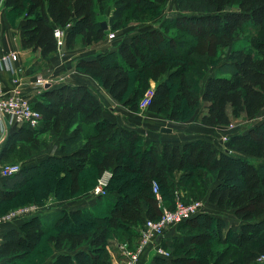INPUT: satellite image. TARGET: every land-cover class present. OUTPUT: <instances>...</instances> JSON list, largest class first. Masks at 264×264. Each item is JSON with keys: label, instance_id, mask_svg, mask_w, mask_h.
Returning <instances> with one entry per match:
<instances>
[{"label": "trees", "instance_id": "1", "mask_svg": "<svg viewBox=\"0 0 264 264\" xmlns=\"http://www.w3.org/2000/svg\"><path fill=\"white\" fill-rule=\"evenodd\" d=\"M106 1L5 0L4 5L17 15L23 14V46L46 57L58 50L55 28L64 31L63 47L66 49L75 48L78 42L89 46L106 39L109 31L126 26L139 16L141 9H155L163 2L114 0L116 8L111 16L102 19L99 17L105 11ZM174 1L177 11L183 14L176 15L175 22H179L177 18L211 19L225 37L246 27L261 31L264 25V0ZM232 5L236 8L227 10ZM186 12L193 14L186 15ZM102 21L106 22V29ZM167 30L165 25L162 31L137 33L130 40H122L114 51L98 53L78 65L114 100L133 112L139 107V84L131 93L132 80L140 83L145 74L159 80L169 72L168 78L156 83L147 111L163 114L176 122L192 110L202 108L199 121L212 127L226 126L239 118L253 122L245 130L228 135L223 142L224 148L218 149L204 139L182 144L165 142L160 148L154 143L143 146L139 134L118 127L103 116L99 100L86 85L56 88L45 101L31 103L41 115L39 126L22 125L7 136L0 160L16 147L18 153L24 154V142L36 145L39 134L49 129L59 134L63 127L74 126L72 138L66 141L67 146L73 145L61 146V151L68 153L66 155H47L34 163L25 162L15 174L1 178L0 203L19 196L29 180L54 175L57 170L53 166L57 164L67 175V199L87 193L97 177L107 170L112 173L111 179L106 193L95 196L91 207L60 209L52 213L45 210L28 216L18 228L7 230L0 241V259L6 258L9 264L22 261L41 264L53 249H64L67 253L58 255L52 264H59L62 259L70 264H96L112 234L116 233L123 237L122 241L134 246L130 238L135 237L137 228L146 219L158 218L161 210L152 189L154 182L160 198L170 201L175 184L172 176L181 173L182 179L193 180L199 170L214 173L218 181L208 190L207 201L220 209H231L242 221L241 227L239 230L230 228L222 240L219 230L222 224L200 212L175 225L202 230L201 226H195V222L202 220L206 227L204 240L194 234L189 241L192 246L186 248L183 256L172 254L170 250L168 257L156 255L155 264H254L256 257L264 254V218L252 222L264 215V164L254 162L255 159L264 160V117L254 122L262 117L264 110V31L260 37L253 38L252 48L234 50L230 62L222 64L199 90L197 83L185 74L192 70L196 75L202 70L191 67L197 63L191 44L185 50L167 45L172 55L159 50L147 60L145 52L148 48H156ZM165 41L171 42L172 38L165 37ZM175 75L178 82L173 88L170 79ZM46 91L43 90L42 95ZM85 177L88 180L82 185ZM186 245L177 243L173 248ZM44 251L48 254H43ZM230 252L233 260H229ZM98 261L107 264L101 258Z\"/></svg>", "mask_w": 264, "mask_h": 264}, {"label": "rangeland", "instance_id": "2", "mask_svg": "<svg viewBox=\"0 0 264 264\" xmlns=\"http://www.w3.org/2000/svg\"><path fill=\"white\" fill-rule=\"evenodd\" d=\"M114 0H107L105 3V11L103 12V15H101L99 18H109L112 14V11L116 8V4L114 3ZM149 3L152 4V0H149ZM236 8V5L228 6L227 10H233ZM13 14V21L18 19V23L20 22L19 20H24L23 19V14L17 15L15 13ZM178 11L175 5L174 0H163L162 3L157 4L155 9H141V12H139V16H136L137 18L131 19L128 24L122 28H119L114 31H109L107 33L106 39L94 43L89 46H84V45H78L77 47L68 50V49H63V51H58L59 55V70L60 73H65L62 72L66 69H68L71 64L72 60L74 58H77L80 55H84L87 53H95L96 51H102L106 49H110L112 47L117 46L122 40H130L134 34L141 33L142 30L147 31L149 28L151 29L152 27L154 29L152 30H163L164 26L166 25L168 27L167 32L162 33V39H160V44L155 48H148L147 51L145 52L147 60L151 59L154 57L157 53L156 51L161 50L162 52L169 53L168 52V46L171 45L170 47L176 48V46H179L181 49H186L188 46L191 44L195 48L194 52V58H196V64L191 66L192 68H199L202 69L200 73L198 72L196 75L195 73L192 72V70H188L185 72V74L192 78V80L197 83V87L199 90L203 89L205 79L207 75L211 72L212 69H214L218 64H221L222 62L230 61L232 52L234 50H237L238 48L242 47L245 49H250L251 47V42L254 37H260V33L262 34L264 31V25L261 28V31H255L251 29V27H246L241 30H238L234 35L225 37L224 35L221 34L219 31L217 24L215 23L214 20L211 19H205L201 21H196V20H189L186 18H177L179 20L175 22V17L178 15ZM193 13L191 12H186V15H192ZM181 16V15H180ZM114 33V37L110 38L109 34ZM165 37H171L172 41L171 42H166ZM167 40V39H166ZM141 44H143V41H140ZM22 44H23V38H22ZM147 43L145 42V45ZM143 46V45H142ZM24 47V46H23ZM25 48V47H24ZM146 48V47H145ZM95 49V51H92ZM16 54L17 52L14 51ZM90 53V54H92ZM172 55V54H171ZM17 56V55H16ZM17 58L14 60L13 64L16 65L17 69H20L19 65H17ZM202 63V67L199 64ZM66 68V69H65ZM80 69V68H79ZM55 68L53 65H46L44 64L43 67L41 68L40 71L37 72L35 80L37 78H43L47 79L49 77L53 78L55 74ZM172 69L171 71H173ZM195 70V69H194ZM18 71V70H17ZM22 69L20 70V72ZM62 75V74H61ZM133 76V74H132ZM169 77V72L159 78V80H155L151 77H148L146 74L142 76V80L140 83H137L136 81L132 80L131 86H130V91L132 93V90L139 84V93H138V99H137V104H138V110L135 111L138 113L139 117L144 115V113L148 112L146 107H144V101L149 97V95L152 93V90H154L155 85L158 81L164 80ZM61 78V77H57ZM177 75L173 76L170 79V82L172 83V87L175 88L177 84ZM18 81V80H17ZM120 102V101H119ZM122 103V102H121ZM128 108V107H127ZM197 112H199V109H194L191 112H189L188 115H186L183 120L180 121H171L167 119L163 114H155L152 113L156 116L164 118L166 121H171L174 123H179L182 125L183 123H191L195 121ZM151 113V112H150ZM264 115V113H263ZM264 117V116H263ZM261 117L257 118L254 120V122L258 121ZM235 122H232L233 125L228 126V128H234L238 124H240L242 121H245L244 119H237L234 120ZM251 121V120H250ZM248 123V125H245V129L253 122ZM248 120H246L247 124ZM162 123V121L160 122ZM233 126V127H232ZM227 127V126H225ZM51 134L45 133V135L39 136L38 141L36 145H32L29 143V141L24 142L22 146H25L24 148V154L23 153H18L16 148L12 150V153L8 155L7 157H4L2 160H0V166L3 165H17L21 166L25 162H31L32 160H38L43 156L44 151L49 147V145L54 142V139L52 141ZM51 141L50 143H48ZM219 146V148H224V142ZM21 142V141H20ZM18 146V142L16 143ZM27 153V155L25 154ZM254 162L257 164H264V160H254ZM54 168H56L55 174L48 176V177H43L39 179H32L29 180L27 183V186L23 189L21 194L19 196L10 198L8 200H2L0 203V217L3 215H6L7 213L18 210L24 207H29V206H36L39 207L40 211H45L47 208L51 205L57 206V202H61L64 199H67L69 197V189H68V179L66 173L63 171V167H61L59 164L54 165ZM88 168V167H87ZM197 177H195L193 180H187V179H182V175L180 174H174L172 176V180L174 181V196L170 201H165L163 200L164 207L167 210H172L175 207V200L178 197L184 202L186 201H191L193 200H199L203 206V208H206L208 205L206 201V194L207 191L210 187L214 186L218 181L215 177L214 173H209L206 170H199L198 171ZM99 176L96 179V183L93 185V187L90 190L92 192V189L94 186L98 183ZM67 179V181H66ZM87 177H85V180H83L82 185H84L85 181L87 182ZM85 191V189H83ZM88 190V191H89ZM83 191V192H84ZM87 192V191H85ZM84 192V193H85ZM82 195V194H81ZM161 197V195H160ZM216 208V207H214ZM218 209V208H217ZM203 210V209H202ZM220 214H227V216H234L233 211L231 209H224L220 211ZM208 220V219H207ZM209 222V221H208ZM195 226H201L200 229L202 230H196V227H194L192 230H189L188 227L182 228L183 231L182 233L187 232L189 235H194L198 237L200 240H204V235H205V225L202 224L203 221L195 222ZM220 224H225L221 220L219 222ZM188 228V229H187ZM189 230V231H188ZM264 231V230H263ZM120 232V231H119ZM122 232V231H121ZM124 234V233H123ZM120 236H116L115 234H112L110 239H113L115 241L119 240L120 242L122 241ZM197 238V239H198ZM139 237L134 238L135 245L130 246L131 248H135L138 245L139 242ZM124 242V241H122ZM161 245V244H160ZM162 246V245H161ZM192 245L187 244L184 248H178L174 249L173 247L171 249H167L169 252L171 250L172 254L176 253H181L185 254L186 248H190ZM41 247V245H40ZM163 247V246H162ZM83 248H86L84 245ZM164 248V247H163ZM106 249L100 254L99 259H97L96 264H103L99 263L100 258H105V253ZM43 254H48V252L44 251ZM170 254V253H169ZM187 255V253H186ZM229 260H233V256L231 255V252L229 253ZM52 257V255L48 256L47 263L49 261V258ZM46 260V259H45ZM44 260V261H45ZM139 260V259H138ZM44 261L42 263H44ZM27 261H22L21 264H26ZM41 263V264H42ZM59 264H70L68 260H60L58 262ZM138 261L136 262V264ZM124 264V260H123ZM231 264H236V263H231Z\"/></svg>", "mask_w": 264, "mask_h": 264}, {"label": "crops", "instance_id": "3", "mask_svg": "<svg viewBox=\"0 0 264 264\" xmlns=\"http://www.w3.org/2000/svg\"><path fill=\"white\" fill-rule=\"evenodd\" d=\"M5 0H0V58L3 56L9 54V53H16L17 55V65H19L20 69L17 72H12L10 69L11 66L14 67L16 65L13 64L14 61L9 62H0V90L4 93L10 92L14 88H19V90L24 94L25 97L31 102L35 103L37 101H45L49 96L51 95V91L55 90L56 88L63 86V85H86L88 89L97 97L99 100L102 109H103V116L107 119L113 121L116 123L118 127H123L128 130L135 131L139 136H141L142 139V145L147 146L150 144H155L158 148L165 143H173V144H182L186 141L196 140V139H204L207 141H210L214 143L216 148L219 149V146L222 144L220 140H224L228 135L232 133H236L239 131L245 130V125H248L249 121L246 124V120L242 121L240 124H238L234 128H228V126L233 125V123L225 126H206L201 124L199 121L200 113L202 108L199 109V112H197L196 119L193 122L189 123H183L180 125L179 123H174L171 121H166L164 118L156 116L149 111L144 113L141 117H139L137 112H133L129 110L126 106L123 105V103L114 100L107 90H105L94 78H92L87 73L83 72L82 69L79 67V62L83 60H91L94 58V56L98 53L103 52H110L114 51L115 47H112L110 49L102 50V51H96L95 53H87L84 55H80L77 58H74L72 60L71 66L62 71L65 73H60L61 70H59V55L58 50L56 52L51 53L50 55L46 57H41L38 51H33L30 48H24L22 44V30L21 26L23 24V20L18 19L13 21V11L6 7L4 5ZM179 13V12H178ZM186 14V13H184ZM182 16L183 14H180L178 16ZM154 29L153 27L149 30ZM145 30H142L144 32ZM135 35V34H134ZM78 45H81L79 42L75 47ZM66 49L63 47L61 50ZM59 50V51H61ZM92 51H95L93 49ZM230 61L222 62L221 64H218L214 69L211 70V72L207 75L206 79L209 76H212L217 73V69L222 66V64H228ZM44 64L53 65L55 68V74L53 78L49 77L47 78V83L49 86L43 89H39L36 87L35 84V77L38 71L41 70ZM80 68V69H79ZM22 71L20 72V70ZM62 74V75H61ZM167 74V73H166ZM165 75V74H164ZM163 76V75H162ZM61 77V78H57ZM16 78L18 81L16 83L12 82V80ZM206 79L204 82V85L206 83ZM204 88V86H203ZM43 90L46 91V96L42 95ZM48 92V93H47ZM264 113V110H263ZM264 115L259 119L261 120ZM256 120V119H255ZM258 120V121H259ZM162 121V123H160ZM235 122V121H233ZM257 122V121H256ZM22 125L17 123L14 120H11L10 124H5V127L0 126V151L3 148V145L5 143V140L7 136H9L11 133H15L17 129L21 128ZM170 128V132H162L160 128ZM233 127V126H232ZM73 129L74 126L70 128L63 127L59 134L54 133L53 130L49 129L47 133L51 134L52 141L54 139V142H52L51 145L44 151L43 157H46L47 155H57V156H63L68 153L61 151V146L64 145L65 148L71 147L70 145H66V141L73 136ZM245 132V131H244ZM46 133V132H45ZM45 133H40L39 136L45 135ZM84 138V136H82ZM49 141L48 143H50ZM39 158V159H41ZM38 159V160H39ZM37 161V160H36ZM35 160H32L30 163L36 162ZM181 174V173H176ZM211 188V187H210ZM209 188V189H210ZM208 189V190H209ZM208 192V191H207ZM94 195L90 190L82 195H79L77 197H73L70 199H64L61 202H57V206L51 205L47 208V212H55L60 209H67V210H73L77 208H84V207H91L95 203ZM161 199V198H160ZM206 201H207V194H206ZM161 207H164V203L161 199ZM208 205L206 208H202L201 214H206L207 216L211 217L212 219H216L218 222L221 220L223 221L221 227L219 228L222 240L225 239L228 231L230 228H235L237 230L240 229L242 221L237 219V217L234 216H227V214H220V211L224 209H220L216 207L214 204H211L207 201ZM216 207V208H214ZM218 208V209H217ZM50 215V214H47ZM28 217L25 218H17L10 222H2L0 221V241L2 239L3 234L11 229V228H18L24 220H26ZM264 218V215L255 219L252 222L259 221ZM188 227V226H187ZM140 226L137 228V233L139 231ZM184 227L179 226H171L169 227L166 232L159 238L158 243L163 244L162 246L167 249H171L173 247V244H189L190 238L193 235L187 234V232L182 233ZM188 229V228H187ZM264 230V227H263ZM189 231V230H188ZM137 233L135 237L137 236ZM134 236L130 239L134 240ZM177 239V240H175ZM118 241V240H117ZM117 241L110 239V242L106 245L105 258H102V261L106 262L107 264H123V256L119 252L116 243ZM153 245L146 247L143 249L139 256V260L137 264H155L154 258L156 257V254L153 252ZM166 249V250H167ZM64 249L61 250H52V257L49 258V261H44L42 264H52L53 260L61 254H65ZM50 255V256H51ZM184 254H180V256H183ZM0 264H9L7 262L6 258L0 259ZM254 264H264L263 262H256Z\"/></svg>", "mask_w": 264, "mask_h": 264}, {"label": "built area", "instance_id": "4", "mask_svg": "<svg viewBox=\"0 0 264 264\" xmlns=\"http://www.w3.org/2000/svg\"><path fill=\"white\" fill-rule=\"evenodd\" d=\"M54 35L57 38L58 51L63 47L64 31L59 28L54 29ZM114 33H110L109 37L113 38ZM15 53H9L2 58L0 62H11L16 60ZM12 72H17L15 67L10 68ZM12 82L16 83L17 79L14 78ZM47 83L46 79L37 78L35 80L36 87L39 89L45 88ZM153 93V90H152ZM152 93L143 102L144 107H147L149 99ZM11 120L16 121L21 125H27L31 128L39 126L41 121V115L32 107L31 102L24 96L19 88H14L8 93H4L0 90V126L5 127V124H10ZM226 138H224L225 140ZM20 166L17 165H3L0 166V179L6 178L18 172ZM111 171H105L99 176L97 184L92 189L94 196L104 195L106 193V187L111 179ZM153 192L158 200V206L160 208V214L158 218L146 219L138 231L139 242L135 248H131L127 242H117L116 246L123 256L124 264H136L139 256L144 248L153 245V252L156 255L168 257L169 252L164 249L159 243V238L166 232V230L181 222L193 218L202 211V204L199 200L182 201L178 197L175 200V207L172 210H167L165 207H161V199L159 189L156 183L152 185ZM41 212L39 207L29 206L18 210L11 211L6 215L0 217L2 222H10L17 218H25ZM256 262L264 263V254H260L255 259Z\"/></svg>", "mask_w": 264, "mask_h": 264}, {"label": "water", "instance_id": "5", "mask_svg": "<svg viewBox=\"0 0 264 264\" xmlns=\"http://www.w3.org/2000/svg\"><path fill=\"white\" fill-rule=\"evenodd\" d=\"M101 25H102L103 29H106V28H107V24H106L105 21H102ZM48 86H49L48 84H45L44 87L46 88V87H48ZM160 130H161L162 132H170V128L162 127V128H160Z\"/></svg>", "mask_w": 264, "mask_h": 264}]
</instances>
